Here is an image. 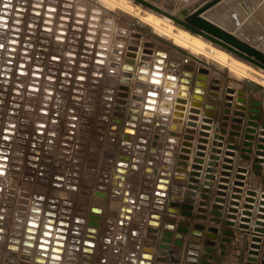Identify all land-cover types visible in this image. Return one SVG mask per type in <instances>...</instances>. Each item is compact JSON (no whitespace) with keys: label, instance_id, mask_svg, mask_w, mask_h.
<instances>
[{"label":"rangeland","instance_id":"rangeland-1","mask_svg":"<svg viewBox=\"0 0 264 264\" xmlns=\"http://www.w3.org/2000/svg\"><path fill=\"white\" fill-rule=\"evenodd\" d=\"M25 1L0 0V264H211L221 236L209 229L220 220L221 189L253 154L241 145L242 133L252 118L264 128V86L239 96L244 88L228 70L140 30L135 10L111 12L94 0ZM148 1L174 13L205 0ZM196 173L203 183L194 191ZM180 221L190 231L173 245L172 262L159 255L158 244ZM231 254L243 260L247 247L234 242Z\"/></svg>","mask_w":264,"mask_h":264},{"label":"bare ground","instance_id":"bare-ground-1","mask_svg":"<svg viewBox=\"0 0 264 264\" xmlns=\"http://www.w3.org/2000/svg\"><path fill=\"white\" fill-rule=\"evenodd\" d=\"M19 1V0H18ZM21 1H23V0H21ZM25 1V0H24ZM67 1V0H66ZM70 1V0H69ZM68 1V2H69ZM74 1V0H73ZM145 1H147V2H149L148 0H145ZM224 1V0H223ZM234 1V0H233ZM16 2V1H15ZM26 2V1H25ZM39 2V1H38ZM59 2V1H58ZM94 2H97L98 3V5L99 4H103L104 5V8H106L107 9V11L108 10H110L111 12H112V9L113 8H115V6L117 7V8H121V11H130V12H133V10H135V13L133 14L134 16H135V18H136V23H135V26H137L138 28H140V30H142V31H145L146 33H150L151 35L153 34V35H155L156 37H158V38H162V40H165V42H167V43H170V45H173V46H175V47H177V48H180V49H182V50H184V51H186V53L187 54H190V55H192V56H194V57H196V58H198V59H200V60H202L203 62H205V61H207V62H213L214 63V65L213 66H216V69H220V70H223V69H226V70H228V74H229V76L230 77H234V78H237V79H239V80H241L240 78H242L243 79V81L242 82H245V81H247V80H253V81H255V82H257V83H259V84H262L263 86H264V73H262V72H259V71H257V70H255L253 67H251V66H249L247 63H245V62H243V61H241V60H238V59H236L235 57H233L232 55H229L226 51H224V50H221L220 48H218V47H216V46H214V45H212L211 43H209V42H207V41H205V40H203V39H201L200 37H197V36H195V35H192V34H190L188 31H186V30H183V29H181L180 27H178V26H175L170 20H168L166 17H164L163 15H161V14H158V13H155V12H153L152 10H149L148 8L146 9V8H143L141 5H139V4H136L133 0H118V1H116V0H94ZM185 2V1H184ZM189 2V1H188ZM256 2V1H255ZM262 1H260V3H261ZM1 3V2H0ZM10 3V2H9ZM149 3H151V2H149ZM187 3V2H186ZM11 4V3H10ZM35 4V3H34ZM41 4V3H40ZM62 4V3H61ZM151 4H153V3H151ZM202 4V3H201ZM201 4H199L198 6H200ZM245 4V3H244ZM250 4V3H249ZM7 5V4H6ZM9 5V4H8ZM12 5V4H11ZM14 5V4H13ZM37 5V4H36ZM59 5V4H58ZM95 5H96V3H95ZM153 5H155V4H153ZM197 5V4H196ZM217 5H219V4H217ZM216 5V6H217ZM251 5H253V4H251ZM26 6V5H25ZM33 6V5H32ZM31 6V7H32ZM45 6V5H44ZM57 6V5H56ZM157 8H159L160 10H162L163 12H166V13H170V14H173V15H176L178 12H185V13H189L190 11H192L194 8H196V7H198V6H195V7H193V8H191V7H180V8H176V9H174V13H172V12H169V11H167V10H165V9H163V8H161V7H159V6H157V5H155ZM190 6V5H189ZM193 6V5H192ZM1 7V6H0ZM20 7V6H19ZM28 7H30V6H28ZM61 7V6H60ZM74 7V6H73ZM76 7V6H75ZM102 7V6H101ZM174 7V6H173ZM220 7V6H219ZM27 8V7H26ZM33 8V7H32ZM38 8V7H37ZM42 8H43V5H42ZM47 8V7H46ZM98 8V7H97ZM103 8V7H102ZM240 8V7H239ZM9 9V8H8ZM96 9V8H95ZM214 9V8H213ZM1 10V9H0ZM30 10V9H29ZM37 10V9H36ZM43 10H45V9H43ZM94 10V9H93ZM101 10V9H100ZM210 10V9H209ZM231 10V9H230ZM235 10V9H234ZM5 11V10H4ZM48 11H51V10H48ZM47 11V12H48ZM60 11V10H59ZM73 11H75V10H73ZM145 11V12H144ZM56 12V11H55ZM64 13H66V11H63ZM95 12V11H94ZM100 12H102V11H100ZM125 12V13H126ZM144 12V14L143 15H141L142 13ZM241 12V11H240ZM9 13H11V12H9ZM35 13V12H34ZM33 13V14H34ZM97 13H99L98 11H97ZM119 13H120V10H119ZM118 13V14H119ZM129 13V12H128ZM127 13V14H128ZM208 13V11L204 14V16L205 17H207V15H209V13ZM3 14V13H2ZM19 14V13H18ZM94 14V13H93ZM120 14H122V13H120ZM130 14V13H129ZM213 13L211 12L210 13V15H212ZM237 14V13H236ZM235 14V15H236ZM239 14V13H238ZM13 15V14H12ZM20 15H22V14H20ZM29 15V14H28ZM53 15H54V12H53ZM58 15V14H57ZM73 15V14H72ZM89 16H90V14H88ZM100 15V14H99ZM103 15V14H102ZM214 15V14H213ZM224 16H225V14H223ZM222 15V16H223ZM234 15V16H235ZM241 15H242V13H241ZM2 16V15H1ZM30 16H31V14H30ZM54 16H56V15H54ZM67 16V15H66ZM112 16V15H111ZM118 16V15H117ZM132 16V15H131ZM215 16V15H214ZM226 16H227V14H226ZM59 17V16H58ZM87 17V16H86ZM96 17V16H95ZM98 17V16H97ZM101 17V16H100ZM108 17V16H107ZM217 16H215L214 18H216ZM221 16H219V18H220ZM63 18V17H62ZM65 18V17H64ZM88 18V17H87ZM99 18V17H98ZM102 18V17H101ZM104 18H106V17H104ZM113 18V17H112ZM111 18V19H112ZM213 18V17H212ZM242 18V17H241ZM15 19V18H14ZM21 19V18H20ZM50 19V18H49ZM52 19V18H51ZM69 19V18H68ZM71 19V18H70ZM97 19V18H96ZM110 19V20H111ZM210 19V18H209ZM221 19V18H220ZM228 19H230V18H228ZM240 19V18H239ZM26 20V19H25ZM41 20V19H40ZM87 20V19H86ZM100 20V19H99ZM106 20V19H105ZM212 20H215V19H212ZM222 20H223V17H222ZM226 20V19H225ZM8 21H9V19H8ZM18 21V20H17ZM17 21H16V24H17ZM24 21V20H23ZM22 21V22H23ZM30 21V20H29ZM39 21V20H38ZM53 21V20H52ZM58 21V20H57ZM56 21V22H57ZM59 21H61V20H59ZM58 21V22H59ZM72 21V20H71ZM75 21V20H74ZM92 21V20H91ZM94 21V20H93ZM93 21H92V23H93ZM132 21V20H131ZM130 21V22H131ZM134 21V20H133ZM220 21V20H219ZM224 21V20H223ZM237 21H238V18H237ZM241 21V20H240ZM106 22V21H105ZM216 22V21H215ZM10 23H11V21H10ZM27 23V22H26ZM29 23V22H28ZM37 23V22H36ZM39 23V22H38ZM52 23V22H51ZM91 23V24H92ZM112 23H113V21H112ZM132 23V22H131ZM219 23H221V22H219ZM233 23V22H232ZM243 23V22H242ZM4 24V23H3ZM56 24V23H55ZM60 24V23H59ZM90 24V23H89ZM101 24V23H100ZM102 24H103V22H102ZM108 24V23H107ZM222 24H225L224 22L222 23ZM229 24V23H228ZM7 25H8V22H7ZM10 25V24H9ZM30 25V24H29ZM42 25V24H41ZM64 25V24H63ZM96 25H98V24H96ZM131 25V24H130ZM18 26V25H17ZM55 26H57V25H55ZM65 26V25H64ZM71 26V25H70ZM73 26V25H72ZM95 26V25H94ZM109 26V25H108ZM133 26V25H132ZM227 26V25H226ZM229 26V25H228ZM234 26V25H233ZM241 26V25H240ZM244 26V25H243ZM15 27V26H14ZM40 27V26H39ZM63 27V26H62ZM68 27H69V25H68ZM106 27V26H105ZM112 27V26H111ZM245 27V26H244ZM18 28V27H17ZM42 28V27H41ZM47 28V27H46ZM60 28V27H59ZM72 28V27H71ZM97 28V27H96ZM109 28V27H108ZM231 28V27H230ZM230 28H228V29H230ZM7 29V28H6ZM9 29V28H8ZM99 29V28H98ZM241 29V28H240ZM26 30V29H25ZM28 30V29H27ZM38 30V29H37ZM49 30H50V28H49ZM58 29H56V31H57ZM61 30V29H60ZM71 30H73V29H71ZM84 30V29H83ZM92 30H94L93 28H92ZM97 30V29H96ZM95 30V31H96ZM100 30V29H99ZM109 30H110V28H109ZM133 30H134V28H133ZM136 30H137V28H136ZM231 30H233L232 28H231ZM238 30V29H237ZM241 30H243V29H241ZM5 31V30H4ZM34 31V30H33ZM44 31V30H43ZM53 31V30H52ZM51 31V32H52ZM59 31V30H58ZM63 31V30H62ZM106 31V30H105ZM236 31V30H235ZM9 32V31H8ZM67 32V31H66ZM82 32V31H81ZM91 32V31H90ZM102 33H103V31H101ZM108 32V31H107ZM112 32V31H111ZM132 32V31H131ZM136 32V31H135ZM139 32V31H138ZM232 32V31H231ZM233 32H234V30H233ZM232 32V33H233ZM15 33V32H14ZM23 33V32H22ZM31 33V32H30ZM33 33V32H32ZM42 33V32H41ZM53 33V32H52ZM84 33V32H83ZM134 33V32H133ZM140 33H141V31H140ZM143 33V32H142ZM16 34V33H15ZM26 34V33H25ZM49 34V33H48ZM67 34V33H66ZM69 34V33H68ZM92 33H90V35H91ZM97 34V33H96ZM108 34V33H107ZM6 35V34H5ZM74 35V34H73ZM102 35V34H101ZM104 35V34H103ZM112 35V34H111ZM237 35H239V34H237ZM7 36V35H6ZM20 36V35H19ZM23 36V35H22ZM25 36V35H24ZM34 36V35H33ZM43 36V35H42ZM48 36H51V34L50 35H48ZM56 36H59V35H56ZM70 36V35H69ZM98 36L100 37V35L98 34ZM36 37V36H35ZM54 37V36H53ZM90 37V36H89ZM94 38L96 37V36H93ZM111 37V36H110ZM109 37V38H110ZM135 37V36H134ZM21 38V37H20ZM66 38V37H65ZM88 38V37H87ZM103 38V37H102ZM242 38V37H241ZM12 39V38H11ZM15 39V38H14ZM44 39V38H43ZM96 39V38H95ZM94 39V40H95ZM104 39H106V37L104 38ZM143 39V38H142ZM262 39V38H261ZM8 40V39H7ZM17 40V39H16ZM63 40V39H62ZM66 40H67V38H66ZM84 40V39H83ZM90 40V39H89ZM106 40H108V39H106ZM111 40V39H110ZM23 41V40H22ZM41 41H43V40H41ZM53 41H58V40H53ZM65 41V40H64ZM85 41V40H84ZM4 42V41H3ZM21 44H22V42L21 41H19ZM18 42V43H19ZM26 42V41H25ZM44 42V41H43ZM59 42V41H58ZM86 42H87V40H86ZM92 42V41H91ZM90 42V43H91ZM98 42H100L99 41V39H98ZM98 42H96V43H98ZM106 41H104V44H108V42L107 43H105ZM112 42V41H111ZM114 42V41H113ZM264 42V41H263ZM262 42V43H263ZM8 43V42H7ZM29 43V42H28ZM39 43V42H38ZM56 43V42H55ZM61 43V42H60ZM64 43H67L66 41L64 42ZM77 43V42H76ZM115 43V42H114ZM51 44H53V43H51ZM63 44V43H62ZM81 44H83L82 42H81ZM258 44H260V43H258ZM257 44V45H258ZM6 45V44H5ZM55 45V44H54ZM89 45V44H88ZM93 45V44H92ZM143 45V44H142ZM262 45V44H261ZM8 46V45H7ZM6 46V47H7ZM35 46V45H34ZM64 46V45H63ZM72 46V45H71ZM76 46V45H75ZM80 46V45H79ZM95 46V45H94ZM97 46H98V44H97ZM96 46V47H97ZM3 47H4V45H3ZM11 47V46H10ZM37 47V46H36ZM41 47V46H40ZM56 47V46H55ZM54 47V48H55ZM65 47V46H64ZM69 47H70V45H69ZM13 48H15V47H13ZM35 48V47H34ZM61 48V47H60ZM77 48V47H76ZM90 48V47H89ZM93 48V47H92ZM28 49V48H27ZM38 49V48H37ZM62 49V48H61ZM97 49H99V48H97ZM96 49V50H97ZM4 50V49H3ZM8 50V49H7ZM20 50H21V48H20ZM40 50V49H39ZM67 50V49H66ZM65 50V51H66ZM69 50V49H68ZM83 50V49H82ZM101 50V49H100ZM105 50V49H104ZM261 50H263V49H261ZM6 51V50H5ZM27 51V50H26ZM48 51V50H47ZM62 51V50H61ZM74 51V50H73ZM84 51V50H83ZM99 51V50H98ZM107 51V50H106ZM109 51V50H108ZM8 52V51H7ZM34 52H36V50L34 51ZM41 52V51H40ZM80 52V51H79ZM88 52V51H87ZM86 52V53H87ZM93 52H94V50H93ZM92 52V53H93ZM100 52H103L102 50L100 51ZM111 52V51H110ZM19 53V52H18ZM28 53V52H27ZM43 53V52H42ZM75 53V52H74ZM85 53V54H86ZM95 53V52H94ZM93 53V54H94ZM99 53V52H98ZM107 53V52H106ZM105 53V54H106ZM77 54V53H76ZM14 55V54H13ZM73 55V54H72ZM88 55V54H87ZM92 55V54H91ZM108 55V54H107ZM111 55V54H110ZM2 56V55H1ZM4 56V55H3ZM60 56H61V54H60ZM64 56V55H63ZM68 56V55H67ZM101 56V55H100ZM17 57V56H16ZM19 57V56H18ZM24 57H25V55H24ZM51 57V56H50ZM49 57V58H50ZM53 57V56H52ZM62 57V56H61ZM77 57V56H76ZM93 57H94V55H93ZM166 57V56H165ZM2 58V57H1ZM39 58V57H38ZM46 58V57H45ZM64 58V57H63ZM62 58V59H63ZM88 58V57H87ZM103 58H104V56H103ZM183 58H184V56H183ZM11 59V58H10ZM33 59V58H32ZM68 59V58H67ZM70 59H72V58H70ZM83 59H84V56H83ZM93 59V58H92ZM96 59V58H95ZM94 59V60H95ZM107 59V58H106ZM105 59V60H106ZM173 60H174V58H172ZM2 60V59H1ZM0 60V61H1ZM8 60V59H7ZM77 60V59H76ZM94 60H93V66H95L94 65ZM100 60V59H99ZM158 60V59H157ZM26 61V60H25ZM33 61V60H32ZM45 61V60H44ZM82 61V60H81ZM92 61V60H91ZM101 61V60H100ZM172 61V60H171ZM1 62H3V61H1ZM53 62V61H52ZM78 62V61H77ZM86 62H87V60H86ZM89 62V61H88ZM163 62V61H162ZM166 62H168V61H166ZM174 62H176V61H174ZM184 62V61H183ZM44 63V62H43ZM50 63V62H49ZM59 63V62H58ZM63 63H64V61H63ZM96 63V62H95ZM169 63V62H168ZM212 63V64H213ZM24 64V63H23ZM31 64V63H30ZM83 64V63H82ZM91 64V63H90ZM183 64V63H182ZM14 65H15V63H14ZM78 65V64H77ZM88 66H89V64H87ZM159 65V64H158ZM32 66V65H31ZM30 66V67H31ZM43 66H44V64H43ZM92 66V65H91ZM107 66V65H106ZM168 66V65H167ZM176 66V65H175ZM181 66V65H180ZM196 66V65H195ZM6 67V66H5ZM16 68H17V66H15ZM23 67V66H22ZM29 67V66H28ZM62 67V66H61ZM103 68H104V65L102 66ZM159 67V66H158ZM166 67V66H165ZM10 68H12V67H10ZM81 68V67H80ZM89 68H91V67H89ZM96 68L98 69V67L96 66ZM100 68V67H99ZM137 68V67H136ZM156 68V67H155ZM168 67H166V69H167ZM173 68V67H172ZM180 68V67H179ZM196 68V67H195ZM26 69V68H25ZM25 69H24V71H25ZM39 69V68H38ZM139 69V68H138ZM174 69V68H173ZM1 70H3V69H1ZM42 70V69H41ZM44 70V69H43ZM50 70V69H49ZM48 70V71H49ZM54 70V69H53ZM90 70V69H89ZM94 70V69H93ZM96 70V69H95ZM156 70V69H155ZM177 70V69H176ZM175 70V71H176ZM4 71V70H3ZM18 71H20L19 70V68H18ZM27 71V70H26ZM34 71V70H33ZM52 71V70H51ZM56 71V70H55ZM91 71H92V68H91ZM160 71V70H159ZM165 71V70H164ZM174 71V70H173ZM194 71V70H193ZM197 71V70H196ZM6 72V71H5ZM13 72V71H12ZM16 72V71H15ZM23 72V71H22ZM29 72V71H28ZM28 72H27V74H28ZM66 72V71H65ZM100 72V71H99ZM135 72H137V71H135ZM154 72V71H153ZM33 73V72H32ZM138 73V72H137ZM164 73V72H163ZM176 73V72H175ZM34 74H35V72H34ZM54 74H56V73H54ZM82 74V73H81ZM85 74V73H84ZM89 74V73H88ZM133 74V73H132ZM166 74H167V72H166ZM26 75V74H25ZM32 75V74H31ZM92 75V74H91ZM138 75V74H137ZM148 75V74H147ZM162 75V74H161ZM169 75V74H168ZM181 75V74H180ZM14 76V75H13ZM29 76H30V74H29ZM58 76H59V74H58ZM85 76V75H84ZM90 76V75H89ZM98 76V75H97ZM12 77V76H11ZM17 77V76H16ZM42 77V76H41ZM45 77V76H44ZM57 77V76H56ZM60 77H61V75H60ZM166 77V76H165ZM182 77V76H181ZM14 78V77H13ZM25 78H26V76H25ZM25 78H24V80H25ZM30 78V77H29ZM49 78V77H48ZM51 78V77H50ZM49 78V79H50ZM59 78V77H58ZM57 78V79H58ZM180 78V77H179ZM22 79V78H21ZM83 79H85V77L83 78ZM82 79V80H83ZM91 79V78H90ZM153 79H155V78H153ZM160 79V78H159ZM165 79V78H164ZM182 79V78H181ZM18 80V79H17ZM42 80V79H41ZM54 80V79H53ZM59 80H60V78H59ZM70 80V79H69ZM93 80V79H92ZM92 80H91V82H92ZM103 80V79H102ZM158 80V79H157ZM163 80V79H162ZM162 80H161V82H162ZM184 80V79H183ZM84 81V80H83ZM164 81V80H163ZM3 82V81H2ZM27 82V81H26ZM48 81H46V83H47ZM55 82V81H54ZM75 82V81H74ZM90 82V81H89ZM94 82V81H93ZM158 82V81H157ZM171 82H173V81H171ZM176 82V81H175ZM174 82V83H175ZM9 83V82H8ZM16 83V82H15ZM20 83V82H19ZM56 83V82H55ZM60 83V82H59ZM69 83V82H68ZM97 83V82H96ZM163 83V82H162ZM173 83V84H174ZM185 83V82H184ZM21 84V83H20ZM23 84V83H22ZM48 84V83H47ZM51 84V83H50ZM61 84V83H60ZM85 84V83H84ZM160 84V83H159ZM178 84V83H177ZM16 85V84H15ZM24 85V84H23ZM36 85V84H35ZM46 85V84H45ZM55 85V84H54ZM82 85V84H81ZM161 85V84H160ZM37 86V85H36ZM43 86V85H42ZM51 86V85H50ZM87 86V85H86ZM92 86V85H91ZM165 86V85H164ZM2 87V86H1ZM23 87V86H22ZM48 87V86H47ZM57 87H58V85H57ZM56 87V88H57ZM11 88V87H10ZM14 88V87H13ZM33 88V87H32ZM41 88V87H40ZM54 88V87H53ZM59 88H60V86H59ZM58 88V89H59ZM78 88V87H77ZM90 88H92V87H90ZM95 88H96V86H95ZM94 87H93V89H95ZM157 88V87H156ZM162 88V87H161ZM160 88V89H161ZM175 88V87H174ZM9 89V88H8ZM7 89V90H8ZM22 89V88H21ZM47 89V88H46ZM48 89H50V88H48ZM88 89V88H87ZM97 89V88H96ZM95 89V90H96ZM160 89H157V90H160ZM170 89V88H169ZM1 90V89H0ZM24 90H25V88H24ZM36 90V89H35ZM54 90V89H53ZM61 90H63V89H61ZM80 91H81V89H79ZM92 90V89H91ZM101 90V89H100ZM174 90V89H173ZM177 90V89H176ZM181 90V89H180ZM179 90V91H180ZM30 91V90H29ZM40 91V90H39ZM42 91V90H41ZM94 91V90H93ZM162 91V90H161ZM184 91V90H183ZM13 92V91H12ZM16 92V91H15ZM21 92V91H20ZM38 92V91H37ZM46 92L48 93V91L46 90ZM46 92H45V94H46ZM59 92V91H58ZM61 92V91H60ZM88 93H89V91H87ZM86 92V93H87ZM160 92V91H159ZM163 92V91H162ZM17 93V92H16ZM27 93V92H26ZM31 93V92H30ZM83 93V92H82ZM85 93V94H86ZM91 93V92H90ZM3 94V93H2ZM5 94V93H4ZM36 95H37V93H35ZM66 94V93H65ZM158 94V93H157ZM160 94H162V93H160ZM17 94H15V96H16ZM87 95V94H86ZM146 95V94H145ZM164 95V94H163ZM162 95V96H163ZM165 95H167V94H165ZM174 95V94H173ZM3 96V95H2ZM14 96V95H13ZM22 96V95H21ZM25 96V95H24ZM101 96V95H100ZM170 96V95H169ZM168 96V97H169ZM9 97V96H8ZM41 97V96H40ZM79 97V96H78ZM94 97V96H93ZM92 97V98H93ZM173 97V96H172ZM31 98V97H30ZM39 98V97H38ZM84 98V97H83ZM150 98V97H149ZM155 98H157V97H155ZM175 98H176V96H175ZM68 99V98H67ZM87 99V98H86ZM151 99H153V98H151ZM160 99V98H159ZM158 99V100H159ZM4 100H6V99H4ZM72 100V99H71ZM87 100H89V99H87ZM92 100V99H91ZM95 100V99H94ZM147 100H148V98H147ZM173 100V99H172ZM164 101V100H163ZM162 101V102H163ZM176 101V100H175ZM174 101V102H175ZM180 101V100H179ZM37 102V101H36ZM66 102H67V100H66ZM88 102V101H87ZM96 102H97V100H96ZM158 102V104H159V101H157ZM161 102V101H160ZM166 102V101H165ZM172 102V101H171ZM22 103V102H21ZM51 103V102H50ZM68 103V102H67ZM156 103V102H155ZM167 103V102H166ZM169 103H170V101H169ZM173 103V102H172ZM178 103H180V102H178ZM65 104V103H64ZM93 104V103H92ZM8 105V104H7ZM53 105V104H52ZM90 105V104H89ZM154 105V104H153ZM174 105V104H173ZM47 106H48V104H47ZM51 106V105H50ZM152 106V105H151ZM156 106H158L157 104H156ZM160 106V105H159ZM22 107V106H21ZM42 107V106H41ZM79 107V106H78ZM161 107V106H160ZM163 107V106H162ZM174 107V106H173ZM32 108V107H31ZM54 108H56V107H54ZM81 108V107H80ZM83 108V107H82ZM86 108V107H85ZM95 108V107H94ZM158 108V107H157ZM171 108V107H170ZM4 109V108H3ZM7 109V108H6ZM38 109V108H37ZM67 109V108H66ZM41 110V109H40ZM65 110V109H64ZM95 110V109H94ZM160 110V109H159ZM5 111V110H4ZM46 111V110H45ZM69 111V110H68ZM170 111V110H169ZM14 112V111H13ZM16 112V111H15ZM24 112H25V110H24ZM41 112V111H40ZM52 112H53V110H52ZM51 112V113H52ZM56 112V111H55ZM84 112V111H83ZM152 112V111H151ZM159 112V111H158ZM157 112V113H158ZM3 113V112H2ZM21 113V112H20ZM30 113V112H29ZM28 113V114H29ZM46 113H47V111H46ZM94 113V112H93ZM154 113V112H153ZM6 114V113H5ZM17 114V113H16ZM27 114V113H26ZM154 114H156V113H154ZM3 115V114H2ZM19 115V114H18ZM41 115H42V113H41ZM83 115V114H82ZM168 115V114H167ZM14 116V115H13ZM78 116H80V115H78ZM85 116V115H84ZM166 116V115H165ZM5 117H6V115H5ZM15 117V116H14ZM19 117V116H18ZM44 117H46V116H44ZM52 117V116H51ZM57 117H58V115H57ZM64 117V116H63ZM63 117H62V119H63ZM81 117V116H80ZM79 117V118H80ZM155 117V116H154ZM153 116H152V118H154ZM53 118V117H52ZM148 118V117H147ZM19 119V118H18ZM21 119H22V117H21ZM25 119V118H24ZM40 119H42V118H40ZM64 119H66V118H64ZM168 119H170V118H168ZM2 120V119H1ZM27 120V119H26ZM53 120V119H52ZM54 120H55V118H54ZM53 120V121H54ZM83 120V119H82ZM86 120V119H85ZM149 120V119H148ZM20 121V120H19ZM63 121V120H62ZM65 121V120H64ZM154 121V120H153ZM168 121V120H167ZM158 122V121H157ZM160 122V121H159ZM162 122V121H161ZM81 123H82V121H81ZM149 123H150V121H149ZM71 124H72V122H71ZM169 124V123H168ZM148 125V124H147ZM248 125L249 126H253L254 124H252V123H248ZM13 126V125H12ZM14 126H15V124H14ZM65 126V125H64ZM84 126H85V124H84ZM84 126H82V127H84ZM87 126V125H86ZM3 127V126H2ZM11 127V126H10ZM17 127V126H16ZM19 127V126H18ZM75 127V126H74ZM77 127V126H76ZM89 127H91V124H90V126ZM152 127V126H151ZM165 127V126H164ZM13 128V127H12ZM65 128V127H64ZM2 129H4V128H2ZM10 129V128H9ZM84 129V128H83ZM91 129V128H90ZM165 129H167V128H165ZM6 130V129H5ZM12 130V129H11ZM10 130V131H11ZM70 130V129H69ZM169 130V129H168ZM264 130V129H263ZM2 131V130H1ZM53 131V130H52ZM84 131V130H83ZM77 132V131H76ZM80 132V131H79ZM87 132V131H86ZM140 132V131H139ZM15 133V132H14ZM45 134V133H44ZM65 134V133H64ZM7 135V134H6ZM45 135H47V134H45ZM62 135V134H61ZM68 135V134H67ZM82 135V134H81ZM149 135V134H148ZM14 136V135H13ZM52 136V135H51ZM50 136V137H51ZM76 136V135H75ZM127 136H129V134L127 135ZM152 136V135H151ZM77 137V136H76ZM87 137V136H86ZM89 137V136H88ZM168 137V136H167ZM58 138V137H57ZM247 138H249V137H247ZM10 139V138H9ZM15 139V138H14ZM56 139V138H55ZM61 139V138H60ZM91 139V138H90ZM131 139V138H130ZM137 139H139L138 137H137ZM149 139V138H148ZM168 139V138H167ZM80 139H78V141H79ZM88 140V139H87ZM151 140V139H150ZM155 140V139H154ZM3 141V140H2ZM5 141V140H4ZM10 141V140H9ZM25 141V140H24ZM78 141H76V142H78ZM126 141V140H125ZM7 142V141H6ZM23 142V141H22ZM31 142V141H30ZM43 142V141H42ZM45 142V141H44ZM62 142V141H61ZM75 142V141H74ZM75 142V143H76ZM85 142H86V140H85ZM151 142V141H150ZM12 143V142H11ZM53 143V142H52ZM55 143V142H54ZM60 143V142H59ZM65 143V142H64ZM67 143V142H66ZM65 143V144H66ZM88 143V142H87ZM86 143V144H87ZM148 143V142H147ZM164 143H165V141H164ZM39 144V143H38ZM11 145V144H10ZM9 145V146H10ZM83 145V144H82ZM90 145V144H89ZM88 145V146H89ZM151 145V144H150ZM153 145V144H152ZM166 145V144H165ZM164 145V146H165ZM6 146V145H5ZM54 146V145H53ZM90 147V146H89ZM146 147V146H145ZM144 147V148H145ZM154 147V146H153ZM159 147V146H158ZM57 148V147H56ZM71 148V147H70ZM83 148V147H82ZM124 148V147H123ZM84 149V148H83ZM148 149V148H147ZM150 149V148H149ZM148 149V150H149ZM156 149V148H155ZM158 149V148H157ZM166 149V148H165ZM73 150V149H72ZM75 150V149H74ZM80 150H81V148H80ZM86 150V149H85ZM126 150V149H125ZM162 150V149H161ZM66 151V150H65ZM8 152V151H7ZM37 152V151H36ZM39 152V151H38ZM55 152V151H54ZM58 152V151H57ZM57 152H56V154H57ZM62 152H63V150H62ZM68 152V151H67ZM70 152V151H69ZM162 152V151H161ZM53 153V152H52ZM66 153V152H65ZM149 153V152H148ZM151 153V152H150ZM37 154V153H36ZM61 154V153H60ZM67 154H69V153H67ZM143 154V153H142ZM147 154V153H146ZM152 154V153H151ZM58 155V154H57ZM62 155V154H61ZM64 155V154H63ZM71 155V154H70ZM145 155V154H144ZM148 155V154H147ZM150 155V154H149ZM160 155V154H159ZM164 155V154H163ZM5 156V155H4ZM11 156V155H10ZM45 156V155H44ZM65 156V155H64ZM62 157V156H61ZM69 157V156H68ZM159 157V156H158ZM39 158V157H38ZM66 158V157H65ZM87 158V157H86ZM150 158V157H149ZM71 159V158H70ZM76 160V159H75ZM89 160V159H88ZM151 160V159H150ZM154 160V159H153ZM161 160V159H160ZM67 161H69V160H67ZM72 161V160H71ZM145 161V160H144ZM60 162V161H59ZM149 162V161H148ZM155 162V161H154ZM72 163H73V161H72ZM76 163V162H75ZM153 163V162H152ZM156 163V162H155ZM157 164V163H156ZM161 164V163H160ZM63 165V164H62ZM72 165V164H71ZM152 165V164H151ZM150 165V166H151ZM1 166H3V165H1ZM74 167V166H73ZM60 168V167H59ZM261 168H262V166H261ZM125 169V168H124ZM158 170V169H157ZM159 170H160V168H159ZM158 170V171H159ZM161 170H163V169H161ZM3 171V170H2ZM126 171V170H125ZM70 172V171H69ZM8 173V172H7ZM10 173V172H9ZM8 173V174H9ZM63 173V172H62ZM71 173V172H70ZM158 173V172H157ZM235 173H236V177L238 178V179H240V178H242L243 180H238V179H234L233 178V184H232V190H231V192H230V195L233 197L234 196V198H232L231 199V197L229 198V199H231L232 200V205H234L233 206V208L231 209V211H232V215L235 217V214H236V212H237V208H238V205H239V201H238V196L240 195V193H242V190H241V187H238V186H241V185H243V182L247 179V178H249V182H248V184H250L251 183V181H255V174H254V172H253V174L251 175V173H250V171L249 170H246V168L245 167H243V166H240V165H238V166H236L235 167ZM4 174V173H3ZM65 174V173H64ZM68 174V173H67ZM158 175V174H157ZM195 178H197L198 179V184L196 185V186H198L202 181H203V179H202V177L200 176V175H198L197 173L195 174ZM254 177V178H253ZM9 178V177H8ZM80 178V177H79ZM253 178V179H252ZM162 179V178H161ZM9 180V179H8ZM7 180V181H8ZM68 180V179H67ZM75 180V179H74ZM1 181V180H0ZM69 181V183H70V180H68ZM73 181V180H72ZM72 181H71V183H72ZM119 181V180H118ZM4 182H6V181H4ZM78 182V181H77ZM135 182V181H134ZM116 183V182H115ZM136 183H137V181H136ZM141 183V182H140ZM124 184V183H123ZM135 184V183H134ZM145 184V183H144ZM222 185V187H224L226 184L225 183H221ZM1 185V184H0ZM69 185V184H68ZM117 186V185H116ZM121 186H123L122 184H121ZM250 186H259L260 188H258V189H253V188H250V190H249V192H250V194L253 196V198H254V201H256V199L257 198H259L260 200H261V202H264V198H262V196H264V180H262L261 181V183H260V185H252V184H250ZM5 187H6V185H5ZM137 187V186H136ZM141 187V186H140ZM197 188V187H196ZM67 189V188H66ZM114 189H116V188H114ZM6 190V189H5ZM221 191L223 192V197H226V194H225V192H226V189H221ZM252 191H254V192H252ZM121 193V192H120ZM137 194V193H136ZM3 195V194H2ZM6 196V195H5ZM115 196V195H114ZM118 196V195H117ZM237 196V197H236ZM257 196V197H256ZM116 197V196H115ZM138 197V196H137ZM136 197V198H137ZM4 199V198H3ZM118 199L120 200V198L118 197ZM132 199V198H131ZM57 200V199H56ZM63 200H61V202H62ZM118 201V200H117ZM123 203V202H122ZM258 203V205L256 204V206L257 207H260L261 205V203H260V201L259 202H257ZM62 204V203H61ZM224 205V204H223ZM133 206H135V205H133ZM133 206L131 207V208H133ZM56 207V206H55ZM137 207V206H136ZM140 207V206H139ZM138 207V208H139ZM135 208V207H134ZM256 208V207H255ZM56 209V208H55ZM54 209V210H55ZM60 209V208H59ZM135 210V209H134ZM138 210V209H137ZM132 211V210H131ZM139 211V210H138ZM231 211H229V213H231ZM133 212H135V211H133ZM132 212V213H133ZM55 213H57V211L55 212ZM235 213V214H234ZM48 214V213H47ZM58 214V213H57ZM116 214V213H115ZM52 216V215H51ZM56 217V216H55ZM63 217V216H62ZM54 219V218H53ZM55 220V219H54ZM58 220V219H57ZM56 220V221H57ZM143 221V220H142ZM231 222V221H230ZM45 223H47V222H45ZM58 223V222H57ZM63 224V223H62ZM235 224V223H234ZM140 226V225H139ZM142 226V225H141ZM59 227V226H58ZM61 227H62V225H61ZM48 228V227H47ZM63 228V227H62ZM62 228H60V229H62ZM111 228V227H110ZM52 229V228H51ZM55 230V229H54ZM110 231H112V230H110ZM54 233H56L55 231H54ZM109 233V232H108ZM57 234V233H56ZM241 234L242 235H245V233L244 232H241ZM55 235V234H54ZM60 235V234H59ZM48 236V235H47ZM111 236V235H110ZM50 238V237H49ZM61 238V237H60ZM116 238V237H115ZM54 239V238H53ZM108 239V238H107ZM52 240V239H51ZM43 241H45V240H43ZM50 241V240H49ZM53 241V240H52ZM59 241V240H58ZM109 241V240H108ZM45 243V242H44ZM51 243V242H50ZM51 245V244H50ZM59 245V244H58ZM49 248H50V246H48ZM52 247V246H51ZM48 248V249H49ZM61 248H62V246H61ZM55 249V248H54ZM43 250V249H42ZM51 250V249H50ZM47 251V250H46ZM49 252V251H48ZM55 252V251H54ZM50 254H52V253H50ZM49 254V255H50ZM56 254V253H55ZM54 254V255H55ZM61 254V253H60ZM105 254H107V253H105ZM113 254V253H112ZM232 255V254H231ZM111 256V255H110ZM115 256V255H114ZM129 257V256H128ZM50 258V257H49ZM56 258V257H55ZM45 259V258H44ZM53 259V258H52ZM110 260H112V259H110ZM49 261H51V260H49ZM113 261V260H112ZM52 262V261H51ZM111 261H109V263H110ZM54 263V262H53Z\"/></svg>","mask_w":264,"mask_h":264},{"label":"water","instance_id":"water-1","mask_svg":"<svg viewBox=\"0 0 264 264\" xmlns=\"http://www.w3.org/2000/svg\"><path fill=\"white\" fill-rule=\"evenodd\" d=\"M136 4L141 5L144 8H148L149 10H152L155 13L161 14L164 17H166L168 20H170L175 26L180 27L183 30L188 31L190 34L195 35L197 37H200L201 39L211 43L212 45L220 48L221 50L226 51L229 55H232L238 60H241L245 63H247L249 66L253 67L255 70L264 73V52L261 51L260 49L248 44L238 36L234 35L231 32H228L225 30L223 27L219 26L212 20H209L207 17L204 16V14L212 8L214 5L218 4L222 0H210L208 2H205L204 4L196 7L189 13L181 12V18L170 14L163 12L159 8H157L155 5L145 1V0H133ZM161 40V39H160ZM163 41V40H162ZM165 42V41H164ZM175 50L178 52L182 53L185 56H188L192 58L193 60L204 64L208 65L206 62H203L202 60L187 54L186 51L177 48L173 45H171ZM209 66V65H208ZM215 69V68H214ZM233 83L239 84L243 86V90H238L237 94L239 96H245L247 90L251 89H259L260 84L253 80H247L245 82H242L241 80L230 77ZM229 93H235V90L232 88L228 89ZM196 176L194 175L193 177L190 178L191 188L196 191V185L198 184V179L195 178ZM223 195V193H222ZM237 197V196H236ZM187 201V200H186ZM218 209L221 210L223 209V204L224 200H220L218 203ZM183 209L187 210H193V206L191 204H183L182 206ZM232 213V211H231ZM183 215H185L183 213ZM217 217L220 219L222 218L221 212H218ZM232 217H229L231 219ZM234 219V218H233ZM214 222H216L214 220ZM242 222H248L247 220H242ZM216 224L223 226H228V227H233L235 224L234 222H222V220H219L216 222ZM223 224V225H222ZM240 228H245V226L241 225ZM222 229V228H221ZM217 227H211L209 230L215 234H219L221 237L219 239L220 243V248L222 249H227V243H239L241 242L240 238H237V236L232 232L231 230H221ZM246 229V228H245ZM189 228L186 226V224L183 221L179 222V225L176 227V230H164L162 232V236L159 241V255L162 256H167L169 255V252L172 250V245L174 246H180L181 245V240L178 239L177 235H186L189 233ZM256 232H261L259 230H255ZM216 237V236H215ZM214 237V238H215ZM213 238V239H214ZM252 241L258 242V238L254 237ZM224 243V244H223ZM251 249L249 250V255H257L256 249L258 248L256 244H251ZM230 248L229 250H231ZM221 254H227L224 250L221 252ZM264 258V256H263ZM248 261H251L253 263H256L257 260L256 258H252L249 256ZM261 264H264V261L261 262Z\"/></svg>","mask_w":264,"mask_h":264},{"label":"crops","instance_id":"crops-1","mask_svg":"<svg viewBox=\"0 0 264 264\" xmlns=\"http://www.w3.org/2000/svg\"><path fill=\"white\" fill-rule=\"evenodd\" d=\"M208 1H210V0H205V1L202 2V4H204L205 2H208ZM260 1H262V2L260 3ZM218 4L219 5L216 4L217 6L214 5L212 8H210V10H208L209 15H207V18L208 19L210 18L209 20L215 19V20H212V21L213 22L216 21L215 22L216 24H218L219 26L223 27L228 32H231V31L233 32V30H234V32H233L234 35L238 36L239 38L242 37L241 38L242 40H244L248 44H250V45H252V46H254V47H256V48H258L260 50L263 49L261 51L264 52V42H263L264 41V0H234V1L233 0H224V1L222 0ZM251 4H253V5H251ZM211 12L217 17L214 18L215 16L213 14L210 15ZM241 13H242V15H241ZM223 14H225V16ZM226 14H227V16H226ZM219 16H221L220 17L221 19L219 18ZM222 17H223L224 21L222 20ZM228 18H230V19H228ZM237 18H238V21H237ZM219 22H221V23H219ZM223 22L225 24H222ZM230 27L233 30H231ZM228 28H230V29H228ZM240 28L243 29V30H241ZM237 34H239V35H237ZM258 43H260V44H258ZM240 79L243 81L242 78H240ZM249 122L254 124V125L253 126H249V125L245 126V129H244V131L242 133V138H241L240 142H241V145L244 146L243 142L245 141L246 146L247 147H251V150L254 153L256 151V145L259 144L258 140H259V138H261L259 133L261 131H264V130H263L260 122H257L254 118L249 120ZM247 137H249V138H247ZM244 148H246V147H244ZM241 162H238L239 163L238 165L245 167L246 170H249L251 175H252L254 171L252 170L251 166H248V162H246V161H244L243 163H241ZM262 169L264 170V165L262 166ZM233 178L234 179H238L236 177L235 170L233 171V175L231 176L230 180L228 181V184L226 185L227 186V190L225 192L226 197L223 198L224 205H223V210L221 211V214L223 213V215H226L227 209L229 208V204H230V201H231V199H229V198L231 197L230 192L232 190ZM238 180H243V179L240 178ZM262 180L263 179H259V178L255 177V181H251L250 184H252V185L253 184L254 185L255 184L256 185H260ZM248 182H249V178H247L243 182V184L244 183L246 184L245 188H248L250 186V184H248ZM202 183H203V181L199 184V186ZM252 188L258 189L260 187L259 186H257V187L256 186H252ZM238 198H239V196H238ZM259 201H260V199L257 198L256 202H259ZM241 203H243V202L241 201ZM259 246L261 247L259 252L262 255V254H264V237H263V241L260 243Z\"/></svg>","mask_w":264,"mask_h":264},{"label":"built area","instance_id":"built-area-1","mask_svg":"<svg viewBox=\"0 0 264 264\" xmlns=\"http://www.w3.org/2000/svg\"><path fill=\"white\" fill-rule=\"evenodd\" d=\"M259 135L261 138H259L258 140L259 144L256 145V151L252 154V156L250 157V160H249V157L247 158L248 161L246 162H248V166H251L256 178L264 180V170L261 168V166L264 165V131H261ZM243 145L244 147L247 148L245 141L243 142ZM238 187H241L242 193H240L239 198H238L239 205H238L236 214L234 213L235 217L232 215V213H229V211H231V209L234 206L231 204L232 203V200H231L229 204V208L227 209L226 215H223L222 213V218L220 219L222 220V222H229V221L234 222L235 225L233 227H228V226L222 227L221 225H217V228L219 229L222 228L221 230L223 229L231 230L232 232H234L237 238H240L241 242H243L245 246L247 247V254L243 258V260L241 259L238 262L232 260L230 256L231 250L229 249L232 248L233 243H229V244L227 243L226 250L220 247L218 249L214 248V250H212L213 255H211L210 257L211 264H261V262L264 261V258H263L264 254L261 255L259 252L261 249L259 245L263 241V237H264V202H261L260 200L261 206L260 207L256 206V204L258 205V203L254 201L253 196L249 192L252 186L245 188L246 184L244 183L243 185L238 186ZM232 198H234V196L233 197L231 196V199ZM262 198H264V196H262ZM241 201L243 203H241ZM229 217H232V218L229 219ZM243 218L244 220H247L248 222H242ZM241 225L245 226L246 229L240 228ZM255 230H259L261 232H256ZM241 232H244L245 235H242ZM177 237L179 240L182 241L183 238L186 237V235L178 234ZM254 237L258 238L259 241L254 243L252 241ZM251 244H256V246L258 247L256 249V252H257L256 256L249 255L248 253L249 250H252L250 247ZM171 250L175 252L173 245H172ZM223 250L227 252V254L225 255L221 254ZM172 251L169 252V255L163 256V257L164 259H169L172 262H176V260H173V255L176 253H173ZM249 256L252 258H256L257 262L253 263L251 261H248ZM169 260H167V262Z\"/></svg>","mask_w":264,"mask_h":264}]
</instances>
